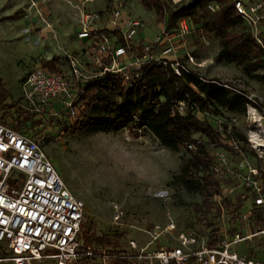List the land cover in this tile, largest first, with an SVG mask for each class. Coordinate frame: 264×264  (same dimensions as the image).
I'll return each instance as SVG.
<instances>
[{"label":"built area","instance_id":"built-area-1","mask_svg":"<svg viewBox=\"0 0 264 264\" xmlns=\"http://www.w3.org/2000/svg\"><path fill=\"white\" fill-rule=\"evenodd\" d=\"M232 1L236 14L262 44L264 0ZM84 2L88 4L94 0ZM209 9L215 12L218 7L210 5ZM120 17L121 12H114V24ZM99 19L100 14L83 11L78 34L81 40H93L99 55V74L121 75L128 87L134 86L148 62L170 66L178 77L185 73L198 75L191 68L198 66L195 58L187 55L186 60L180 59L174 42L193 34L187 19L180 20L174 31L162 27L153 44L135 42L143 27L138 19L128 20L124 29L116 25V34L95 29ZM68 59L71 78L49 73L42 66L27 74L23 94L30 105L28 113L44 116L50 106L57 103L60 111L54 116L65 114L71 123L78 117L79 87L99 74L89 77L83 73L78 58L68 55ZM249 100L253 104L249 115L254 117L261 107L253 98ZM177 109L184 114L186 106L180 103ZM2 115L0 111V244L7 246L9 254L0 262L79 264L86 258L89 264H264L261 259V252H264V171L252 163L242 142L234 136L235 126L223 117L198 113L217 133L229 137L214 151L212 172L221 186V194L215 201L222 207L223 216L228 212L222 202L232 203L234 215L230 217L237 216L235 227L221 231L218 243L210 247L196 231H179L168 213L163 224L136 228L150 237L146 244L129 238L124 247L109 251L101 246L85 245L82 240L84 203L72 196L40 142L2 122ZM259 119L258 127L245 135L249 150H257V145L264 142V109ZM246 207L248 211L243 214ZM122 215L116 207L115 224L122 225ZM246 243L247 247L239 251Z\"/></svg>","mask_w":264,"mask_h":264},{"label":"rangeland","instance_id":"rangeland-1","mask_svg":"<svg viewBox=\"0 0 264 264\" xmlns=\"http://www.w3.org/2000/svg\"><path fill=\"white\" fill-rule=\"evenodd\" d=\"M164 1L174 6L190 0ZM83 11L100 14L94 28L103 31H113L117 26L124 29L128 20H140L143 27L136 43L153 44L164 25L162 18L145 9L139 0H94L88 4L84 0H0V79L10 94L6 103L16 105L8 115L7 124L16 123L12 122L16 111L29 112L30 105L23 94L27 74L37 66L43 67L54 56L60 57L62 75L68 78H71V66L67 54L80 60L85 75L91 77L100 73L99 55L93 40L78 38ZM116 11L121 12V17L114 24ZM202 22L211 24L209 18ZM202 25H197L188 38L174 41L177 54L182 60H186L187 55L193 56L198 64L191 66L194 72L206 80L220 82L229 92L228 98L232 99L235 94L246 95L249 103L245 109L243 106L239 109L218 106L225 121L245 136L250 129L258 127L260 114H263L264 80L256 76L263 75L264 70L248 74L236 63L218 61L220 43L213 28ZM170 59L173 58L170 56ZM249 98L261 107L255 111L256 118L249 115L253 106ZM59 111L60 108L51 109L44 116L29 113L34 117L22 129L40 142L72 196L84 203V227H91L96 236H114L119 230L123 233L120 247H124L129 238L146 244L150 237L136 228L163 224L168 213L179 231L194 230L203 240L209 239V223L221 231L231 229L227 221L231 217L223 214L214 217L212 212L209 223L198 221L200 216L195 206L201 204L202 199L189 192L179 179L187 157L185 151L177 153L163 147L147 131L138 135L130 130L92 134L66 132L65 127L71 121L65 114L54 116ZM24 118L26 115L19 122ZM251 150L256 154L252 163L264 171V148ZM116 207L123 212L122 225L114 223ZM247 211L248 207L242 213ZM244 247L247 243L239 251ZM7 250L5 244H0V259L8 256ZM261 256L264 260V252Z\"/></svg>","mask_w":264,"mask_h":264},{"label":"trees","instance_id":"trees-1","mask_svg":"<svg viewBox=\"0 0 264 264\" xmlns=\"http://www.w3.org/2000/svg\"><path fill=\"white\" fill-rule=\"evenodd\" d=\"M139 2L145 9L159 15L163 27L169 31L176 30L182 19L189 21L192 32L199 24H203V28L212 27L221 46L218 61L236 63L248 74L264 70V34L262 44L258 43L243 19L236 14L232 0H190L174 6L164 0ZM210 5H215L218 10L211 11ZM204 18H209L211 24L203 23ZM104 32L116 34L117 30ZM59 62L60 57L54 56L44 63L43 68L49 73L62 75ZM256 77L264 80V74ZM79 91V115L73 123H68L66 132L71 130L76 134H92L130 130L138 135L147 131L163 147L177 153L185 151L187 157L179 179L189 192L202 199L201 204L195 206L200 216L198 221L209 223L212 212L214 217L222 215V207L215 201L221 194V186L212 172L213 154L217 145L229 137L217 133L208 120L200 119L198 113L222 117L218 106L231 109L243 106L245 109L249 103L245 100L246 95L241 93L235 94L232 99L228 98L229 92L217 80H206L199 75L187 73L178 77L170 66L154 62H148L142 67L133 87H128L121 75L106 72L81 85ZM9 96L0 79V111L3 112L1 120L4 123H7L8 115L16 109V105L6 103ZM180 103L186 106L184 114L177 109ZM23 115L26 118L19 122ZM33 117L28 112L18 110L12 119L16 123L12 126L23 131V125ZM234 136L242 142L250 159H254L256 154L247 148V138L237 130ZM222 204L227 215H234L230 201L224 200ZM236 217L229 221L232 229ZM209 226L211 232L208 245L213 247L219 241L221 230L213 223H209ZM122 236L119 230L114 236H96L91 227H84L83 221L82 240L86 246L111 247L116 250L120 247L119 239ZM79 264H89V261L83 258Z\"/></svg>","mask_w":264,"mask_h":264},{"label":"crops","instance_id":"crops-1","mask_svg":"<svg viewBox=\"0 0 264 264\" xmlns=\"http://www.w3.org/2000/svg\"><path fill=\"white\" fill-rule=\"evenodd\" d=\"M85 48H83V50H84ZM85 51V50H84ZM69 54H67V56H68ZM49 61V60H48ZM51 106H52V108H51ZM50 106V108H49V111L51 110V109H58L59 108V104H57V103H53L52 105Z\"/></svg>","mask_w":264,"mask_h":264},{"label":"bare ground","instance_id":"bare-ground-1","mask_svg":"<svg viewBox=\"0 0 264 264\" xmlns=\"http://www.w3.org/2000/svg\"><path fill=\"white\" fill-rule=\"evenodd\" d=\"M251 113H253V111H251ZM254 115L256 116V114L254 113ZM256 118V117H254ZM258 148H264V142H261L259 145H257Z\"/></svg>","mask_w":264,"mask_h":264}]
</instances>
